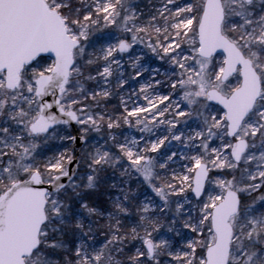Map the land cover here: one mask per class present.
Segmentation results:
<instances>
[{
	"label": "snow or ice",
	"instance_id": "1",
	"mask_svg": "<svg viewBox=\"0 0 264 264\" xmlns=\"http://www.w3.org/2000/svg\"><path fill=\"white\" fill-rule=\"evenodd\" d=\"M0 264H264V0H0Z\"/></svg>",
	"mask_w": 264,
	"mask_h": 264
},
{
	"label": "rangeland",
	"instance_id": "2",
	"mask_svg": "<svg viewBox=\"0 0 264 264\" xmlns=\"http://www.w3.org/2000/svg\"><path fill=\"white\" fill-rule=\"evenodd\" d=\"M134 3L137 6V10L143 11L145 13V17H146L148 15V13L151 11L152 7L157 4V0H134ZM106 31H108V30H106ZM143 51H147V50L144 49ZM140 53H141V46H137L135 49V54H140ZM150 55L151 54L149 53V56ZM129 57H130L129 53H125L123 55V61L122 62L124 64L125 77L128 79L129 83H128V85L125 86V88L123 90H121V95L124 97L125 100H128V106H129V108H131L132 102L134 100H136V94L139 91L140 85L142 83H144L145 78L148 77V73L146 72L144 74V76L139 77L138 80H133L132 77L134 76L135 73H134V70L130 66L132 61L130 60ZM144 60L147 61L148 56H145ZM142 63H144V61H142ZM145 66L148 67L149 69L160 68L161 73H163L165 71V69H167V67H168V65L166 63L161 62L159 60H156L155 58H153ZM156 79H159L161 81H167V77H165L164 75L156 76ZM168 91H169V89L167 88L166 83L162 84L159 88V92L161 94H164ZM129 95L131 96V99H129ZM173 99H175V97H173ZM139 102L141 104L146 103L145 101H143L142 98L140 99ZM118 106L120 107V97H119ZM160 107H163V105H160ZM114 109L116 110V108H114ZM189 123H191V122H189ZM166 127H167L166 125H160L153 130V133H141L139 131L138 127H136V126L129 127L128 125L122 124L119 129H114L113 132H114V134L117 135V138L120 140H123L125 137H128V138L135 137V138L139 139L142 135L145 137H151L152 139H155L157 136H162V135L166 134V132H165ZM76 129H77V126H76ZM119 130L123 131L122 135L117 134V132ZM68 132H70L72 135H74V133H75L72 128H69ZM64 134H67V133H64ZM50 146L52 148V151L49 152L48 155H53V154L58 153L60 151L67 150L69 153H72L75 156L76 149H75L73 143L70 141L61 142V141L57 140V141L50 142ZM87 148H88V146H86L84 144L79 148L78 160L81 158L82 153ZM168 149H169V145L167 144V142H165V146L163 148H161V152H165ZM171 150L179 152V151H183L184 149L177 142L173 141V146H172ZM153 155H157V154H153ZM179 166H180V161L177 159V163L175 165H172V167L179 168ZM137 187L138 186L136 184H133L134 189H136ZM139 191H143V187H139ZM165 223H167V221H165ZM161 231L163 232L164 229H161ZM177 239H179V238H177Z\"/></svg>",
	"mask_w": 264,
	"mask_h": 264
},
{
	"label": "trees",
	"instance_id": "3",
	"mask_svg": "<svg viewBox=\"0 0 264 264\" xmlns=\"http://www.w3.org/2000/svg\"><path fill=\"white\" fill-rule=\"evenodd\" d=\"M128 76V75H127ZM113 83H114V80H113ZM96 86V82L95 81H92V82H89L86 87H95ZM119 104V96H116L114 95L112 98H110V101L108 102L107 104V110L108 111H115L114 108H119L118 106ZM118 135H122L123 134V131L122 130H119L117 132ZM105 135L104 132H101V133H94V132H90L89 133V138L91 139L92 137H96V138H99L100 136H103ZM116 135V134H115Z\"/></svg>",
	"mask_w": 264,
	"mask_h": 264
},
{
	"label": "water",
	"instance_id": "4",
	"mask_svg": "<svg viewBox=\"0 0 264 264\" xmlns=\"http://www.w3.org/2000/svg\"><path fill=\"white\" fill-rule=\"evenodd\" d=\"M71 128H72L73 131L75 132L74 135H77L76 125H73ZM73 145H74V147H75V149H76V152H75V159L78 160L79 148H80L83 144L77 142V143H73ZM70 167H71V166H70Z\"/></svg>",
	"mask_w": 264,
	"mask_h": 264
}]
</instances>
